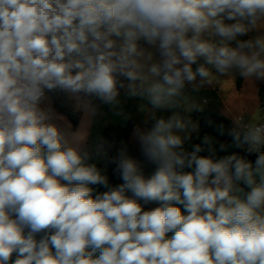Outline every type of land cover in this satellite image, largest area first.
Masks as SVG:
<instances>
[{
  "label": "clouds",
  "instance_id": "clouds-1",
  "mask_svg": "<svg viewBox=\"0 0 264 264\" xmlns=\"http://www.w3.org/2000/svg\"><path fill=\"white\" fill-rule=\"evenodd\" d=\"M213 70L264 80V0H0V264H264V123L228 133L253 165L208 136L189 152V122L159 118L134 130L146 176L52 122L54 95L166 109Z\"/></svg>",
  "mask_w": 264,
  "mask_h": 264
},
{
  "label": "crops",
  "instance_id": "crops-1",
  "mask_svg": "<svg viewBox=\"0 0 264 264\" xmlns=\"http://www.w3.org/2000/svg\"><path fill=\"white\" fill-rule=\"evenodd\" d=\"M257 34L250 33L249 36L241 37V39H249ZM263 85L264 80H257L255 77L245 78L237 70L229 71L224 75L213 70L210 81L201 83L198 79L195 84L186 85L181 95L174 98V106L166 109L153 108L147 98L130 97L123 91L114 104L103 102L93 104L90 98L69 96L75 109L82 113L81 121L76 129H73L65 115L54 109L52 98L48 103L53 109L52 122L63 131L69 144L79 142L81 147L92 152L100 144L103 131L108 125L125 126L132 120L135 126L130 140L135 148L141 150L134 130L150 129L149 122L160 115L169 114L170 117L175 113L189 122L186 131L179 133L182 137H188L185 142L199 135L202 130L200 121L204 117V108L211 104L216 105L224 116L230 118L239 131H243L246 124L264 123V113L259 98V90ZM193 105L195 108L192 107ZM192 115L196 117H191ZM237 148L238 146L231 138L224 144V150L221 148L217 150V155L219 158L231 155ZM90 162H96L101 168H106V174L109 177L106 159L94 156Z\"/></svg>",
  "mask_w": 264,
  "mask_h": 264
},
{
  "label": "trees",
  "instance_id": "trees-1",
  "mask_svg": "<svg viewBox=\"0 0 264 264\" xmlns=\"http://www.w3.org/2000/svg\"><path fill=\"white\" fill-rule=\"evenodd\" d=\"M195 67V66H194ZM53 100V107L54 109L65 115L71 122L73 129H76L81 121L82 113L79 110H76L73 106L72 102L70 101L69 95L65 94H58L51 97ZM259 98L261 101V109L264 113V85L261 86L259 90ZM93 104L101 103L99 99L96 98H90ZM169 117V114L160 115L155 119H152L148 126L151 128L155 121L159 118H165L167 119ZM191 117H196V115H192ZM200 124L202 126V130L199 133L198 136L195 138H191L188 141L184 143V148L191 152L194 148V145L202 144L203 138L205 136L210 137L211 139V145L210 147L215 151L216 158H219L217 155V150L221 148V145H224L229 139L232 137L228 135L230 131L236 130L239 131L238 128L235 126L234 122L224 116L219 108L214 105H207L204 108V117L201 119ZM135 126L134 121H129L125 126H119V125H108L102 134V137L100 139L105 141V148H107V145H112L110 149H108V155L112 156L115 155L117 150L120 148H124L127 151V154L133 158H135L142 167V170L146 176H150L154 171L156 166L150 162H148L145 157L142 154V151L138 148H135L133 144L131 143L130 137L131 133L133 131V128ZM223 132V134H221ZM100 143V142H99ZM205 148L204 151L200 153V155L207 156L209 155V152L207 151L209 145H203ZM264 149V146H261ZM248 145L242 144L239 146L233 154H236L249 162L255 163V160L257 158L256 153H249L247 151ZM108 171H109V183L112 186L118 185L122 183V180L120 177L113 173V165L107 164ZM185 171H191V169H185ZM90 187L94 188L95 195L97 192H103L106 191L102 186H96V185H90ZM160 206L159 203L153 202L145 206V210L155 208ZM171 233L168 234L170 236ZM40 237H37L39 239ZM13 259H15V254L13 255Z\"/></svg>",
  "mask_w": 264,
  "mask_h": 264
},
{
  "label": "built area",
  "instance_id": "built-area-1",
  "mask_svg": "<svg viewBox=\"0 0 264 264\" xmlns=\"http://www.w3.org/2000/svg\"><path fill=\"white\" fill-rule=\"evenodd\" d=\"M246 126H247V124L244 125V127H246ZM260 151H261V152H264V149L261 147V148H260ZM256 154H257V153H256Z\"/></svg>",
  "mask_w": 264,
  "mask_h": 264
}]
</instances>
